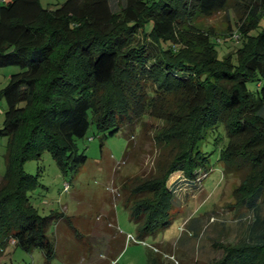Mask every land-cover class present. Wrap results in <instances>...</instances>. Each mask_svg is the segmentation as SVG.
Returning a JSON list of instances; mask_svg holds the SVG:
<instances>
[{"label":"trees","instance_id":"1","mask_svg":"<svg viewBox=\"0 0 264 264\" xmlns=\"http://www.w3.org/2000/svg\"><path fill=\"white\" fill-rule=\"evenodd\" d=\"M117 1L123 2L119 13L110 0H66L47 8L39 0L0 4V68L20 69L0 90L6 107L0 136L9 137L0 180L1 248L53 255L47 232L61 216L38 214L28 195L37 182L24 173L26 160L47 152L64 175L72 174L86 161L75 141L90 124L109 135L124 130L128 155L151 118L162 123L153 137L160 149L153 171L125 176L119 192L135 239L154 240L171 225L177 188L201 192L210 154L196 149L197 142L222 125L226 143L217 161L223 177L238 179L232 199L252 221L246 239L223 244L211 264H264V118L258 115L264 106V0ZM223 11L235 18L227 39L191 31L196 15ZM216 44L227 51L222 58ZM175 174L182 179L171 181ZM155 249L146 264L170 260Z\"/></svg>","mask_w":264,"mask_h":264},{"label":"rangeland","instance_id":"2","mask_svg":"<svg viewBox=\"0 0 264 264\" xmlns=\"http://www.w3.org/2000/svg\"><path fill=\"white\" fill-rule=\"evenodd\" d=\"M64 1L39 0V4L47 8ZM122 8L123 2L110 0L112 12L119 13ZM234 22L231 11L210 17L196 15L190 29L224 40L236 29ZM263 26L264 17L260 28ZM215 49L219 58L227 52L222 49V44H216ZM19 71L18 67L0 68V90L8 83L10 75ZM247 86L251 91L256 88L255 83ZM5 108V102L0 98V128ZM258 115L264 118V106ZM161 125L160 121L148 118L145 126L136 131L128 155H125L127 135L124 130L109 135L108 132H97L90 124L85 136L75 141L78 152L84 154L86 161L72 174L64 175L47 152L39 159L26 160L23 171L37 182L28 194L33 206L39 215L61 216L52 222L47 232L53 244V255L46 258L39 249L25 251L8 244L3 248L0 246V264H108L109 231L121 232L124 237L116 248L119 249L116 263L146 264L149 249L140 243L125 241L127 235L135 237V225L129 220L122 195L118 193L125 176L144 177L152 173L160 153L153 137ZM8 142V136H0V180L5 173L4 155ZM224 143L226 137L222 125L204 132L196 146L200 152L210 154L206 165L208 175L202 180L201 192L192 194L177 188L171 225L156 239L144 240L146 245L155 244L152 246L172 258L163 259V264H211L221 257L219 250L224 248L223 244L239 243L248 236L252 215L243 205H236L231 195L238 179L223 177V163L217 161L218 148ZM180 179L182 177L177 174L171 177V181ZM64 184L68 185L67 191H63ZM108 214L114 216L116 228L109 226L105 218ZM260 216L264 218V209ZM160 242L165 245L158 244ZM213 243L216 248H212Z\"/></svg>","mask_w":264,"mask_h":264},{"label":"crops","instance_id":"3","mask_svg":"<svg viewBox=\"0 0 264 264\" xmlns=\"http://www.w3.org/2000/svg\"><path fill=\"white\" fill-rule=\"evenodd\" d=\"M1 2H2V0H0V4H1ZM108 215L107 216L111 220L114 219V216L112 217L110 214H108ZM107 216L105 218H107ZM113 223H114V220H113ZM108 240L109 241H108V246H107L108 249H106V257H108V260H109V263H110L111 261H116V259L119 257V255H118V250L119 249H116V248H118V246H119V244H118L119 241H121V242L124 241V237L122 235L116 234L114 231L113 232L109 231V239ZM159 244L162 245V246L165 245L162 242H160ZM149 254H151V252L148 250L147 251V255H146L147 258L149 256Z\"/></svg>","mask_w":264,"mask_h":264},{"label":"built area","instance_id":"4","mask_svg":"<svg viewBox=\"0 0 264 264\" xmlns=\"http://www.w3.org/2000/svg\"><path fill=\"white\" fill-rule=\"evenodd\" d=\"M2 1H4V0H2ZM67 189H68V185L67 184H64V186H63V191H67ZM111 191V190H110ZM112 192V191H111ZM117 195V194H116ZM115 195V196H116ZM118 195H119V193H118ZM125 239H126V241H128V242H134V243H140V244H142L143 246H145V247H147V248H149V249H151V250H153V251H155V252H158L156 249H155V247L154 246H152V245H146L145 244V242L144 241H137L134 237H132V236H130V235H127L126 237H125ZM13 243V242H12ZM169 257V256H168ZM170 259H172L171 257H169ZM111 264H114V262H112Z\"/></svg>","mask_w":264,"mask_h":264},{"label":"clouds","instance_id":"5","mask_svg":"<svg viewBox=\"0 0 264 264\" xmlns=\"http://www.w3.org/2000/svg\"><path fill=\"white\" fill-rule=\"evenodd\" d=\"M135 238V237H134Z\"/></svg>","mask_w":264,"mask_h":264}]
</instances>
